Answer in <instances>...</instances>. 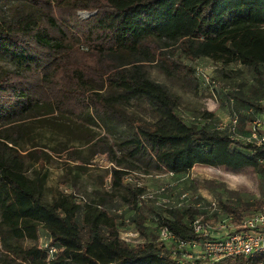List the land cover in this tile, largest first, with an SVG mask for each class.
Here are the masks:
<instances>
[{
    "label": "trees",
    "instance_id": "obj_1",
    "mask_svg": "<svg viewBox=\"0 0 264 264\" xmlns=\"http://www.w3.org/2000/svg\"><path fill=\"white\" fill-rule=\"evenodd\" d=\"M21 1L27 10L0 13V264H260L263 252L213 262L172 255L158 230L199 239L189 226L199 211L137 203L142 185L123 176L142 169L139 163L170 174L195 163L264 171L263 146L244 139L251 116L264 112V93L251 101L238 88L222 92L226 101H240L232 108L237 122L231 133L227 125L186 121L176 110V95L143 68L155 61L166 74L184 67L192 75L184 60L237 62L250 69L251 90L264 92V0ZM77 10L93 13L80 17ZM140 99L152 119L121 110ZM91 111L131 127L116 151L102 136L93 139ZM72 139L86 144L85 152ZM97 151L110 163L107 189L93 188L89 198L71 190L44 192L45 163L53 153L64 154L67 170L75 160L76 175ZM115 191H122L119 204L132 210L126 221ZM259 204L222 201V213L211 216L230 214L237 222ZM125 224L134 226L139 240L120 236ZM39 229L54 247L51 253L38 240Z\"/></svg>",
    "mask_w": 264,
    "mask_h": 264
},
{
    "label": "rangeland",
    "instance_id": "obj_2",
    "mask_svg": "<svg viewBox=\"0 0 264 264\" xmlns=\"http://www.w3.org/2000/svg\"><path fill=\"white\" fill-rule=\"evenodd\" d=\"M27 9L28 4L21 0H0V13L15 14ZM75 13L80 17H87L93 13V10H77ZM183 62L193 68L192 75H186L184 67L179 70L173 69L170 74H166L155 61L144 62L143 68H145L149 77L163 83L169 92L176 95V110L186 121L207 124L216 121L227 123L232 108H236L240 101L234 97H231L232 102L226 101L220 88L222 86H227L228 90L238 88V95L251 101H257L264 93L262 90L258 92L251 90V86L254 84L252 73L248 67L237 62L222 64L203 56L192 60H184ZM169 67L172 68V66ZM199 69L204 71L203 74L199 72ZM206 76L208 78L212 76L216 80V86L206 81ZM120 108L126 113L145 120H150L154 116L142 99L122 104ZM204 110L212 112V116L210 118L202 117ZM91 115L97 120L96 124H90L95 129L93 139L102 136L112 144L113 149L116 151L117 142L128 136L131 127L115 115H101L96 111H91ZM244 128L241 129L244 130ZM239 132L240 130H238ZM70 144L80 148L82 152H85L87 147L86 144H81L77 139H72ZM65 158L64 154L58 157L53 153L49 161L45 163V166L48 167L44 190L46 194L54 193L57 190H71L78 196L89 198L93 196V188L102 191L108 188L110 163L103 153L97 151L93 154L86 164V170L76 175V169L73 166L75 160H70L71 168L67 170L63 163V161H66ZM139 165L142 169L131 171L128 174V180L142 185L144 192L147 195L149 194L148 198L142 201L151 202L152 205L154 203L158 205V202L164 198L172 202L181 191L195 193L203 202L215 200L219 207L222 205V201L231 202L235 205L239 202L252 204L254 201H260L258 208L264 201V171L248 165L237 170H231L219 165L195 163L187 172L177 174L157 170L153 165L146 166L142 163H139ZM123 181L126 180L123 179ZM120 193L122 191H115L114 203L118 204L117 208L122 211V219L126 221L132 210L119 204ZM250 208L252 210V207ZM221 213L222 211L219 214ZM217 218H207V221L215 227ZM146 223L152 224L149 220H146ZM119 233L121 237L129 241L140 239L132 224L120 226ZM45 237L44 230L39 229L38 240L41 241Z\"/></svg>",
    "mask_w": 264,
    "mask_h": 264
},
{
    "label": "built area",
    "instance_id": "obj_3",
    "mask_svg": "<svg viewBox=\"0 0 264 264\" xmlns=\"http://www.w3.org/2000/svg\"><path fill=\"white\" fill-rule=\"evenodd\" d=\"M199 72L203 74L204 71L199 69ZM261 73L264 76V65L261 67ZM209 77L206 76L205 80L216 86V80L212 76ZM220 88L222 91H228L227 86ZM233 88L235 89V87ZM228 102H232V99L228 98ZM247 111H251V108L248 107ZM236 122L237 114L231 111L228 122L216 121L215 127L223 128L227 125L229 131L235 133ZM244 139L264 148V112L254 113L251 116L248 122V132ZM129 173L123 176L124 180L129 181ZM147 196L149 194L147 195L143 190L137 203H141L143 199L148 198ZM158 203L173 207L190 206L199 211L189 220L192 232L199 235V239L176 237L173 232L165 227L158 230V239L170 245L172 255L180 254L185 258L194 257L213 262L226 256L251 255L254 252L264 253V201L258 208L242 217L237 223L230 222L229 215L217 218L215 227L207 221V218L214 219L211 216L212 213H216V215L220 213V207L215 200L203 202L195 193L181 191L172 202L164 198ZM41 244L47 247L49 253L54 250V247L47 245L44 240H41ZM259 263L264 264V260Z\"/></svg>",
    "mask_w": 264,
    "mask_h": 264
}]
</instances>
